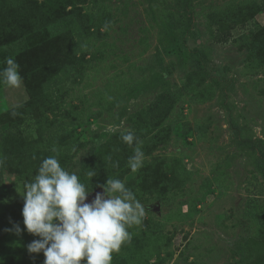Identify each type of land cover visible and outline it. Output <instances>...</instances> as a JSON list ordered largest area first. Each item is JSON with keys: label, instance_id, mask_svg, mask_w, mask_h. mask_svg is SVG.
I'll use <instances>...</instances> for the list:
<instances>
[{"label": "rangeland", "instance_id": "rangeland-1", "mask_svg": "<svg viewBox=\"0 0 264 264\" xmlns=\"http://www.w3.org/2000/svg\"><path fill=\"white\" fill-rule=\"evenodd\" d=\"M17 1L0 0V23ZM74 2L95 18L89 34L80 40L70 33L59 41L56 68L40 72L29 60L19 64V87L0 82V113L24 105L27 115L0 152V264H44L43 252L28 251L40 237L28 233L32 240L20 246L3 235L14 210L23 209L26 170L56 156L79 174L94 144L124 145L120 137L127 130L143 142L144 164L125 180H133L130 189L145 205V217L128 229L131 241L121 246L118 262L112 254L111 264H248L264 254V164L262 169L256 152L238 146L229 124L234 120L244 138L264 141V56L250 50L264 27V0ZM171 20L179 33L191 26L188 44L202 52L215 80L196 68L179 69L166 55ZM56 25L49 27L58 30ZM218 28L231 29L227 42L216 40ZM22 48L19 42L0 48L1 71ZM160 73L165 78L154 85ZM144 83L151 86L134 95ZM110 124L120 129L110 134ZM102 132L107 135L100 137ZM49 137L55 139L51 145ZM36 141L30 157L26 151ZM158 162L173 173L163 190L142 192V174ZM19 201L23 205L15 209Z\"/></svg>", "mask_w": 264, "mask_h": 264}, {"label": "trees", "instance_id": "trees-1", "mask_svg": "<svg viewBox=\"0 0 264 264\" xmlns=\"http://www.w3.org/2000/svg\"><path fill=\"white\" fill-rule=\"evenodd\" d=\"M86 1V0H81ZM74 0H18L16 3L7 7L8 14L6 19L0 23V48L7 45L9 42H19L23 45L22 51L14 56L18 65H23L27 61L32 60L35 68L40 72H47L56 68L61 62L59 52L61 43L70 33L78 36L80 40L85 35H88L95 24L93 15L83 14L81 9L74 5ZM72 5V8L67 10V7ZM50 10V17L52 21L47 22L46 12ZM190 16V25L193 22V12L187 10ZM67 21V22H66ZM44 22V23H43ZM66 22V23H65ZM48 23V24H47ZM57 24L55 30L49 25ZM174 27L176 24L171 20L167 32V47L166 55L173 57L179 69L186 71L188 69L196 68L199 70L202 78H211L215 80L210 72L207 71L204 64V57L200 50L191 48L188 44V33L191 26L183 28L179 33ZM216 40L218 42H227L231 37V29L223 30L218 28L216 33ZM62 50V49H61ZM251 52L264 56V27H262L253 37ZM5 58V56L3 57ZM1 58V59H3ZM1 71V69H0ZM54 71H52L53 73ZM38 73V72H37ZM51 75V79H52ZM24 82L27 88L30 87L28 77L24 76ZM165 78L164 73L157 74L153 77L156 85L160 80ZM48 81V80H47ZM43 81L44 89L50 87L49 81ZM47 82V83H46ZM55 82V81H54ZM151 86L150 83L141 84L134 91V95H139ZM30 90V88L28 89ZM225 91V90H224ZM24 105L13 108L9 111L0 113V126L4 129L0 132V152L4 151L6 142L13 135L14 129H19L20 124L25 121L27 115L25 114ZM231 128L235 129L234 135L237 137L238 146L245 150L256 152L260 167L263 169L264 164V141L262 139L244 138L240 134V129L234 120L229 122ZM107 135V132L99 134L100 137ZM42 138V137H41ZM55 142L53 137L46 138V144L51 145ZM38 142L32 143L28 148L27 155L33 156ZM103 145L96 143L91 147L87 155L81 161V167L78 174L80 181L86 186L87 190L95 189L102 185L109 178L122 180L128 188L133 184V180L126 181L125 177L132 173L128 167V159L131 157V150L127 144L118 146L117 142L110 143V147L104 149ZM109 157L111 160L109 161ZM1 160L5 162L7 159L2 156ZM119 162V167L114 166V162ZM34 165L26 170V184L32 182L35 175L38 174L39 166ZM93 172L94 177L88 176L89 172ZM173 173L170 165L164 162H158L155 166L146 167V172L142 174V180L139 187L142 192L149 190L160 191L163 190L162 184L169 179L168 175ZM1 184V181H0ZM22 201L14 204L15 209L22 206ZM8 227L4 228V238L11 243H18L20 246L30 243L32 240L27 234L29 233L23 223L22 211L14 210ZM18 225L21 229L17 232L15 226ZM35 236V235H34ZM264 239V236H263ZM128 244V243H125ZM2 246V244L0 243ZM117 262L122 259L121 252L115 253ZM264 254L257 253L253 259H249L248 264H262ZM18 264H24V261Z\"/></svg>", "mask_w": 264, "mask_h": 264}, {"label": "clouds", "instance_id": "clouds-1", "mask_svg": "<svg viewBox=\"0 0 264 264\" xmlns=\"http://www.w3.org/2000/svg\"><path fill=\"white\" fill-rule=\"evenodd\" d=\"M5 63L0 82L19 87L18 63L12 58ZM119 129V125L110 124L106 130L111 134ZM120 138L133 149L128 167L135 173L144 164L143 142L131 130L122 132ZM114 166L119 167V162ZM38 169L22 194L23 223L30 234L40 237L28 245L29 253L43 252L44 264H111L112 254L131 241L128 229L142 223L145 205L122 180L112 178L101 185L104 193L86 202L91 191L76 172L63 168L56 156L45 158ZM88 176L93 178V172ZM15 229L21 231L18 225Z\"/></svg>", "mask_w": 264, "mask_h": 264}, {"label": "water", "instance_id": "water-1", "mask_svg": "<svg viewBox=\"0 0 264 264\" xmlns=\"http://www.w3.org/2000/svg\"><path fill=\"white\" fill-rule=\"evenodd\" d=\"M97 193H103L102 190L100 188H96L95 190L91 191L88 193V196H87V201L86 202H91Z\"/></svg>", "mask_w": 264, "mask_h": 264}]
</instances>
